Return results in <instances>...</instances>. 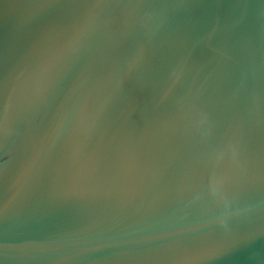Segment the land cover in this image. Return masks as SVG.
<instances>
[{"label": "water", "instance_id": "95a60500", "mask_svg": "<svg viewBox=\"0 0 264 264\" xmlns=\"http://www.w3.org/2000/svg\"><path fill=\"white\" fill-rule=\"evenodd\" d=\"M0 264H264V0H0Z\"/></svg>", "mask_w": 264, "mask_h": 264}]
</instances>
